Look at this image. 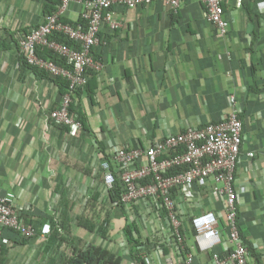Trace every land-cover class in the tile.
<instances>
[{
	"label": "crops",
	"instance_id": "1",
	"mask_svg": "<svg viewBox=\"0 0 264 264\" xmlns=\"http://www.w3.org/2000/svg\"><path fill=\"white\" fill-rule=\"evenodd\" d=\"M47 1L53 0H0V197L13 194L16 206L39 224L65 223L58 229L65 241L59 246L20 238L19 244L13 242L17 236L2 230L0 264H31L32 259L59 264L71 245L101 247L118 257L116 248L75 221L87 213L83 201L108 206L95 147L134 148L216 123L230 112L231 95L242 121L236 184L244 192L238 197V222L250 262L264 264V1L223 0L225 36L205 20L197 0H185L176 12L159 1L134 10L115 7L120 27L110 32L104 26L102 45L94 52L102 69L90 72L73 104L85 124L77 138L47 125L58 88L27 68L15 47L17 34L41 23ZM79 14L72 5L66 20L76 23ZM194 200L197 213L210 210L223 219L216 199L196 195ZM119 218L112 215L111 225ZM126 259H131L128 245Z\"/></svg>",
	"mask_w": 264,
	"mask_h": 264
},
{
	"label": "built area",
	"instance_id": "2",
	"mask_svg": "<svg viewBox=\"0 0 264 264\" xmlns=\"http://www.w3.org/2000/svg\"><path fill=\"white\" fill-rule=\"evenodd\" d=\"M158 1L176 12L185 0H61L53 15L43 16L28 33L17 34L15 47L27 68L44 73L51 81L67 82V92L59 96L57 107L46 117L48 126L66 131L70 138L84 134L73 104L83 93L90 72L102 69L94 58L102 45V28L113 32L120 27L113 17L117 6L134 10ZM197 1L203 6L205 20L225 36L223 0ZM72 5L79 7L83 21L75 26L62 21ZM58 36L70 45L56 42L53 37ZM40 48L63 60L64 66L40 58ZM228 103L230 112L224 119L201 128H185L134 148L95 147L94 153L100 157V186L108 204L97 206L103 217L113 211L125 225L133 226L134 236L142 244L137 252L145 264H252L238 225V197L244 192L236 184L242 121L234 95L228 97ZM247 157L252 159L254 154ZM196 195L220 202L223 219L210 210L194 211ZM88 202L81 203L83 208L87 209ZM24 212L16 206L13 194L0 197V231L9 230L26 241H47L51 223L39 224L33 218V224L27 223ZM99 228L97 225L93 233L101 236ZM123 242L121 248L127 251L129 244ZM162 251L168 255L164 257ZM198 255L204 259H196Z\"/></svg>",
	"mask_w": 264,
	"mask_h": 264
},
{
	"label": "trees",
	"instance_id": "3",
	"mask_svg": "<svg viewBox=\"0 0 264 264\" xmlns=\"http://www.w3.org/2000/svg\"><path fill=\"white\" fill-rule=\"evenodd\" d=\"M60 2L61 0L47 1V3L44 4L43 9H42L43 16L53 15L57 11L60 5ZM62 21L72 26L81 24L83 22L80 18L76 23L68 22L66 19H62ZM53 39L56 42L64 43L67 46L70 45L69 42H67L64 38L60 36L53 37ZM37 55L44 60H50L54 62L58 66H64L65 64L63 60L58 59L55 55H53L51 52L45 49H41V48L38 49ZM33 71L39 77H45L49 79V77L46 76L44 73H40L34 69ZM52 82L57 86L60 95H63L67 92L68 85L65 80L57 78V79L52 80ZM77 119L81 123L83 130L85 131V124L83 120L81 119L79 120V118ZM98 208L99 207L96 205L95 201H89L88 207L86 209L87 213L81 215L80 217H77L75 221L79 225V227L83 228L84 230L90 233L95 232L96 226L99 225L100 226L99 229L102 232V237H105L107 227L109 226L110 215L109 213L106 214V216H104L105 217V220H104L103 219L104 217L102 216L104 212H100V211L96 212ZM30 218H31L30 215H25L26 222L27 223L30 222L33 224ZM63 224L65 223L61 222V224L59 225L57 224L55 225L51 223V234L48 238L49 243L54 242V243H57L59 246H61V244L65 241L62 237H60V233L58 232L59 228L61 230L64 229ZM238 225H239V222H238ZM133 229L134 228L132 225H125L123 228V235L125 236L126 241L129 244V256L131 258L129 260L133 264H145L143 259L138 255L137 248L140 247L142 244L137 238H135ZM239 229H240V233L242 236V240L244 241L240 226H239ZM3 231H9V230H3ZM9 232L13 234L14 236H17V240L16 241L13 240V242L22 244L23 241L20 239L19 235L11 231ZM68 232L69 231L66 230V234H68ZM59 260H60L59 264H123L124 263V259L120 258V256L117 257L114 254L110 253L108 250H105L101 247H96V246H89L85 249H79L78 247L71 245L68 258L59 259Z\"/></svg>",
	"mask_w": 264,
	"mask_h": 264
},
{
	"label": "rangeland",
	"instance_id": "4",
	"mask_svg": "<svg viewBox=\"0 0 264 264\" xmlns=\"http://www.w3.org/2000/svg\"><path fill=\"white\" fill-rule=\"evenodd\" d=\"M110 212H111V217L109 219V226L107 227V231L105 233L106 239H102L97 233L96 234L93 233L92 236H95L96 240L97 239H99L100 241L104 240L105 242H107L106 244L109 247L111 246L110 248H116L118 250V255L125 258L124 264H131L130 260L126 259V250L121 248L122 244H123V247H125V243L123 242L126 240L125 236L123 235V227L125 226V222L121 220L122 217L121 215H119L120 217L119 220H114V222H112V225H111L112 215L114 218V215H116V213H113V211H110ZM90 241L91 240L89 238V241L87 243H90ZM80 245H83L81 241H80ZM31 264H54V262L47 260V259H36V260L32 259Z\"/></svg>",
	"mask_w": 264,
	"mask_h": 264
}]
</instances>
